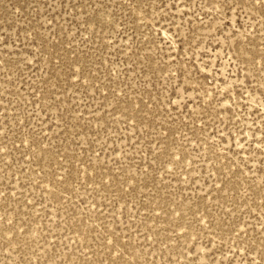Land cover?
Listing matches in <instances>:
<instances>
[{"label": "rangeland", "instance_id": "374dc122", "mask_svg": "<svg viewBox=\"0 0 264 264\" xmlns=\"http://www.w3.org/2000/svg\"><path fill=\"white\" fill-rule=\"evenodd\" d=\"M0 264H264V0H0Z\"/></svg>", "mask_w": 264, "mask_h": 264}]
</instances>
